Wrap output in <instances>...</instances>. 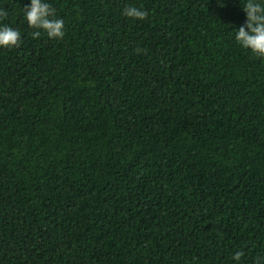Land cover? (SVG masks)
Returning a JSON list of instances; mask_svg holds the SVG:
<instances>
[{
	"label": "trees",
	"instance_id": "trees-1",
	"mask_svg": "<svg viewBox=\"0 0 264 264\" xmlns=\"http://www.w3.org/2000/svg\"><path fill=\"white\" fill-rule=\"evenodd\" d=\"M0 48V264H254L264 255V59L239 0H47ZM147 16L122 15L128 5Z\"/></svg>",
	"mask_w": 264,
	"mask_h": 264
},
{
	"label": "clouds",
	"instance_id": "clouds-1",
	"mask_svg": "<svg viewBox=\"0 0 264 264\" xmlns=\"http://www.w3.org/2000/svg\"><path fill=\"white\" fill-rule=\"evenodd\" d=\"M239 5L245 14L244 23L235 28L236 43L254 56L264 59V0H239ZM7 15L0 10V20ZM122 15L133 20H143L147 12L142 6L128 5L122 10ZM55 13L47 0H28L23 7V19L27 25L37 31L33 38L46 33L49 39H62L65 35L64 21L54 18ZM21 33L16 28L0 23V48H12L19 44ZM243 251L237 250L232 254L235 264H240ZM254 264H264V255H257Z\"/></svg>",
	"mask_w": 264,
	"mask_h": 264
}]
</instances>
